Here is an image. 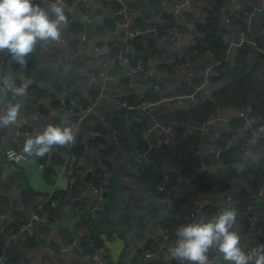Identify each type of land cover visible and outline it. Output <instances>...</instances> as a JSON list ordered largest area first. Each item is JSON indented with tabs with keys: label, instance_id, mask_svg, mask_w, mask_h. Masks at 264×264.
<instances>
[{
	"label": "crops",
	"instance_id": "obj_1",
	"mask_svg": "<svg viewBox=\"0 0 264 264\" xmlns=\"http://www.w3.org/2000/svg\"><path fill=\"white\" fill-rule=\"evenodd\" d=\"M65 1L68 24L62 36L66 33L70 41L77 43L75 55L70 41L64 37L54 50L55 43L43 45L44 54L31 70L27 65H19L9 54L0 53V72L14 75L16 68H24L25 74L16 76L20 85H27V92L33 84L46 91V96L40 98H32L29 93L24 96L22 119L17 125L0 129V253L10 258V264H97L84 260L79 251H65L78 228L88 240L86 247H92L94 242L105 246L106 264H132L138 258L139 264H174L168 249L176 237L167 226L173 231L177 228L176 220L182 210H194L190 215L192 222L201 217L211 219L223 208H235L241 179L234 176L223 190L216 186L211 193L195 195L197 185L206 180L223 183L230 168L242 173L248 158L257 160L262 155V150L255 147L258 138L254 137L242 155L231 151L235 164L225 165L218 159V152L226 149L222 146L225 140L233 145L243 137L241 130L232 126L241 115L234 108L221 110L213 117L219 120L205 124L202 130L199 129L202 125H185L178 139V129L173 131L171 142L163 152L152 150L142 154L148 145L154 146L160 134L154 131L147 140L142 137L152 124L154 112L160 115L156 108L163 106L167 112H174L196 103L198 96L194 101H186L182 96L210 80L218 64L210 53L192 61L188 54L199 37L197 25L205 22L206 11L212 9L216 0ZM218 1V18L229 46L228 56L233 58L238 50L234 45L247 36L255 43L248 45L250 64L258 62L264 52V14L256 13L244 22L234 7L259 10L264 8V0ZM35 3L47 8L54 1ZM142 7L150 13L149 20L142 17ZM122 10L132 17L131 29L139 26L147 29L141 36L143 50L130 63L116 58L122 49L117 48V43L126 34L120 26L124 20ZM173 17L182 19L184 24L178 23L185 28L177 36L159 34L158 27ZM152 27L156 31L149 35ZM57 49V57L51 60L50 55ZM138 60L141 65L133 70ZM46 71H51L48 73L53 80L37 81L40 74H48ZM263 71L262 68L259 72L261 79H264ZM213 88L214 85L205 86L199 96L209 94ZM9 94L0 93V110L12 102ZM28 98L36 103L27 102ZM90 103H95L94 109L82 120L70 116L80 106ZM131 109L136 112L128 115ZM35 114L39 117L35 118ZM65 116L79 128L71 146L54 147L42 158L32 157L31 163L14 164L6 160L8 150L22 151L24 146L15 136L16 129L29 131L34 137L49 124L60 125ZM80 142L85 151L77 156L74 149ZM44 161H49V167L37 168ZM78 161H85L87 167L76 168ZM103 171L112 175L105 199L98 205L93 187L98 182L97 175ZM156 173L160 176L158 182ZM160 186L164 187V195L182 197L186 202L161 204ZM228 196L232 198L230 203L225 200ZM52 201L56 207L50 205ZM252 209L264 211L260 195L255 196ZM37 211L51 215V223L34 224L32 239L35 240L29 247L30 238L22 235L21 227ZM241 218L234 230L241 236L242 248L248 251L264 245L263 239L261 244L255 241L258 229L264 228V219L248 223L245 216ZM148 239H151L148 252L153 256L142 262L147 252L139 249ZM210 259L213 264H227L215 252L210 253Z\"/></svg>",
	"mask_w": 264,
	"mask_h": 264
},
{
	"label": "trees",
	"instance_id": "obj_2",
	"mask_svg": "<svg viewBox=\"0 0 264 264\" xmlns=\"http://www.w3.org/2000/svg\"><path fill=\"white\" fill-rule=\"evenodd\" d=\"M116 7L119 11L120 8L117 4ZM219 7L220 2L216 0L212 9L206 11L207 18L205 22L197 25L199 37L196 38L195 43L188 51L190 56L189 59L191 61L203 57L206 53L212 54V56L217 60L218 64L214 67V70L210 75L211 85H214V88L209 92V94L204 95L203 97L198 95L196 103L189 104L187 107L177 109L174 112H167L163 106H158L156 109L160 112V115L158 112H154L152 124L158 122L167 124L171 127L173 125H178L179 128L176 131V139H178L184 132L185 125H202L208 119L217 116L221 110L227 108H234L241 112L240 117L233 122L232 126L234 129L241 130L243 137L233 144L232 151L238 156L242 155L244 153V149L246 150L248 148L246 145H250V142L254 138L255 134H259L260 137L257 139L255 147L262 150L261 157L257 160L248 158L245 162V170L242 173H237L236 170L230 168L228 175L224 177L223 183L215 180H206L203 184L197 185V188H195L193 192L195 195L206 192L211 193L216 186L223 190L226 188V185L231 182L234 176H237L241 179V181L237 185L239 193L235 209L237 210V213L242 214L241 216L243 217L248 211L247 208L252 206L255 196H258L260 194V190L264 189V79L259 77V72L262 68L264 69V56L260 57L258 62L251 65L249 61L250 50L248 45L238 49L233 58L228 56V47L223 43L224 32L218 18ZM239 18L242 20V15H240ZM178 22V18L176 17L167 20L162 26L158 27V33L164 35L167 33V29L173 26H176L178 31L183 30L185 27ZM139 27L142 30L146 29V27ZM62 37L70 41V37H68L66 33H64ZM141 41V37L130 39L127 42L118 41L117 48H126L129 46L128 43L130 42L132 52H128V57L130 60H136L139 56L137 52H141L143 50ZM55 46H57L56 43L53 50L55 49ZM70 46L72 53L75 55L77 52V43L75 41H70ZM41 48L42 45H39L33 54L26 57V65L28 69L31 70L36 66L41 57L39 54ZM57 52H59L58 49L56 52H52L50 55L51 60H54L57 57ZM77 59L78 58L75 60ZM176 60L178 62H185V59ZM46 72L48 73L51 71ZM41 79L48 81L53 80L50 73L40 74L37 81ZM28 93L32 98L46 96V91L44 89H39L36 84L29 87ZM9 95L12 103H16L17 101L21 103L25 102L24 97L13 99L11 94ZM222 146L223 148L230 146V144H228V139L222 143ZM216 161L218 160L216 159ZM207 176H210V179H213L211 175L207 174ZM154 177L156 182H158L160 179L159 174L156 173ZM164 194L165 193H162L160 198L164 197ZM171 198V205H179V203L186 202L185 200L183 201L182 197L174 199L171 196ZM194 213V210H187L186 212L182 210L180 218L176 220V224H178L176 227L178 228L182 225L190 223L192 220L190 215ZM49 217L51 222V215ZM85 222L89 223V220ZM19 225L16 226L15 229H18ZM167 227L172 230L174 237H176L175 232L177 228L173 231V228H171L170 225ZM260 229L264 231V228ZM34 240L35 239H28L30 243L29 247L33 245L32 243H34ZM79 242L87 252H91L101 246L100 243L94 242L92 247H86L88 240L83 237ZM139 261L140 259L138 258L137 261L135 260L132 264H139ZM142 262L144 261L142 260ZM173 263L178 264L175 260Z\"/></svg>",
	"mask_w": 264,
	"mask_h": 264
},
{
	"label": "clouds",
	"instance_id": "obj_3",
	"mask_svg": "<svg viewBox=\"0 0 264 264\" xmlns=\"http://www.w3.org/2000/svg\"><path fill=\"white\" fill-rule=\"evenodd\" d=\"M68 24L63 0L41 7L34 0H0V53L9 54L19 65L26 66L28 57L41 44L61 43ZM0 93L13 99L27 95V85L17 86L11 74L0 72ZM23 104L8 102L0 110V129L17 125L22 119ZM79 128L68 116L60 125L49 124L34 137L27 138L21 154L9 152L17 162L31 157H44L54 147L71 146ZM237 210L221 209L211 219L199 218L182 225L175 232V242L168 249L178 264H212L210 253L221 255L227 264H264V245L245 251L237 230Z\"/></svg>",
	"mask_w": 264,
	"mask_h": 264
},
{
	"label": "built area",
	"instance_id": "obj_4",
	"mask_svg": "<svg viewBox=\"0 0 264 264\" xmlns=\"http://www.w3.org/2000/svg\"><path fill=\"white\" fill-rule=\"evenodd\" d=\"M38 1L40 2V1H49V0H34V2H38ZM53 1L56 2V0H53ZM63 5L64 6L67 5L65 0H63ZM234 10L242 15V20L244 22H248L250 20V18L253 15H255L256 13L264 14V8H261L259 10H257V9L248 10V9H244L241 5H235ZM121 13H123L124 20L120 23V26L123 29L126 30V34L122 38L123 42H126V41H128L130 39H135V38H138V37H141L142 35H144V33L147 31V29H143V30L140 29V28L131 29L130 24L132 22V17L130 15H126L124 10H122ZM154 30H153V32L156 31V30L155 31ZM178 32L179 31L176 28V26H173V27H170V28L167 29V35H170V36H177ZM223 43L225 45H227L228 50H229V46L226 43V40L224 39V37H223ZM249 44L255 45V43L251 42L247 38V36H244L239 43L234 45V47L237 48V49H241L244 46L249 45ZM41 45L43 46V44H41ZM128 49L129 48H127V47L126 48H122L120 53H119V55L116 58L118 60H125L126 62L130 63V59L128 57V52H129ZM39 54L41 56H43V54H44L43 47L41 48ZM262 54L264 56V52ZM140 65H141V60H138L135 63V68H133V70L134 69L135 70L138 69L140 67ZM18 73L19 74L20 73H24L25 74L24 68H21V67L16 68L15 74L12 75L13 78L15 79V81H16L17 86H21L19 81H18V79H17V77H16ZM205 86H211V81L209 79H207L205 81V83L200 88H198V90H196L192 95H190V96H182V99H184L186 101H194L196 99V97L202 91H204ZM26 96H28V92H27ZM118 103L121 104L119 101H118ZM124 105H127V104L125 103ZM94 106H95V103H90V104H87L85 106H80L78 108V111H73L70 116L73 117V118H77V120L80 121V120H82V118H84L85 116H87L89 113H91L93 111ZM34 116H35V118H38L39 114H35ZM216 120H219V118H210V119H208L204 124H202V126H199V129L202 130L203 126L205 124H212ZM154 131H159V133H160L159 137L156 139L154 146L148 145L147 148L145 150H143V152H142L143 155H146L149 151H152V150L156 151V152H163L169 146V144L171 142V136H172V132H173L172 127L167 125V124L158 123V122L153 123L152 125H150L149 128H147L143 132V134H142L143 139L147 140L149 135L152 132H154ZM31 135H32V133H30L29 131H22L20 129H16L15 130V136L18 138L19 143L22 146L24 145L25 140L27 138L31 137ZM254 137L255 138H259L260 135L259 134H255ZM246 146H248V144ZM227 148L228 147H226V149ZM10 151H14V150H8L5 153V158H6L7 161H9L11 163H14V164H19V163H22V162L31 163L33 161L32 157L31 158H25V159H23V160H21L19 162H17L14 159H10L9 155H8ZM15 152L17 154H21L22 153V151H15ZM68 156L69 155L67 154V157ZM49 165H50L49 161H44L41 164H39L37 168L46 169V168L49 167ZM86 167H87V164H86L85 161H78V163L76 165V168H86ZM33 171H36V169L33 168ZM111 175H112V173L110 171H103V172H101V173H99L97 175L98 182L93 187V194L95 196V199H96V202H97L98 205L103 203V201L105 199V195H106L107 189H108V181H109ZM159 192L163 193L164 192V187L160 186L159 187ZM259 195L262 197V199L264 201V189L260 190V194ZM225 200H226L227 203H230L232 201V198L230 196H228V197H226ZM171 201H172V198H171V196H168V195H165L164 197H162L160 199L161 204H168ZM50 205L52 207H56V203L54 201H52L50 203ZM96 209H97V207H96ZM247 210L248 211L245 214V220L248 223H256V222L264 219V211L263 210L255 211V210L252 209V206L248 207ZM94 212H95V210L91 211V214H94ZM241 220H242V218L237 216L238 224L241 222ZM36 223L37 224L49 225L51 223L49 215L44 214L42 212H38V211L34 212V213L31 214L29 219L22 225L21 229L23 231H27V235H28V237L30 239L34 238V236H35L34 224H36ZM158 227H161V224H158ZM82 236H83V232L81 231V229L76 228L75 229V238L73 239V241L69 245L66 246L65 251H70V250L79 251L82 254L84 260H86V261H94L97 264H106V258H105L106 248H105V246L101 245L100 247L94 249L93 251L87 252L80 245V242H79L80 239L82 238ZM263 238H264V231L262 229H258L255 241L258 244H261ZM47 249H48V251L53 253V250L50 247H48ZM152 256H153V253L147 251V253L144 255L143 261L144 260H149L150 258H152ZM3 263L10 264V260L7 257V255H5V253H0V264H3Z\"/></svg>",
	"mask_w": 264,
	"mask_h": 264
},
{
	"label": "water",
	"instance_id": "obj_5",
	"mask_svg": "<svg viewBox=\"0 0 264 264\" xmlns=\"http://www.w3.org/2000/svg\"><path fill=\"white\" fill-rule=\"evenodd\" d=\"M141 15L146 20H149V18H150V13L148 12L147 9H145L143 7L141 8ZM178 20H179V23L184 24V21L182 19H178ZM153 30H154V27L151 28V31H150L149 35L154 34ZM128 45L130 46V42L128 43ZM128 51L131 53L132 49L129 48ZM140 57H141L140 59L143 60V56L141 55ZM251 60H253V59L251 58ZM58 67L60 68L61 66L58 65ZM50 68L52 69V68H54V66H50ZM194 92H195L194 88L190 89L189 91H187V96L192 95ZM27 102L36 103V100L28 98ZM66 103H68V101ZM76 110H78V109H76ZM135 112L136 111L132 110V109L128 110V115H132ZM177 129H178L177 126H173V131H176ZM95 139H99V138L95 137ZM99 140H101V139H99ZM232 146L233 145L231 144L230 146H228L227 149L221 150V151L218 152V156H217L218 159L222 163H224L225 165H231V164H235L236 163V159L231 157ZM83 151H85V146H84V144L82 142H80L76 146V148L74 149V152L78 156V154L79 153H83ZM22 235H27V231H23ZM150 242H151V239H148L147 242L145 243V245L139 249V252H147L148 249H149V246H150Z\"/></svg>",
	"mask_w": 264,
	"mask_h": 264
}]
</instances>
